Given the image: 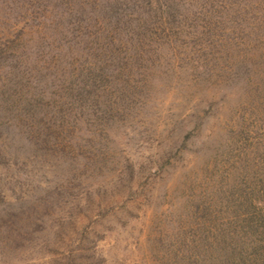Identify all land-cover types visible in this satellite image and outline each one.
<instances>
[{"label":"rangeland","instance_id":"1","mask_svg":"<svg viewBox=\"0 0 264 264\" xmlns=\"http://www.w3.org/2000/svg\"><path fill=\"white\" fill-rule=\"evenodd\" d=\"M0 264H264V0H0Z\"/></svg>","mask_w":264,"mask_h":264}]
</instances>
